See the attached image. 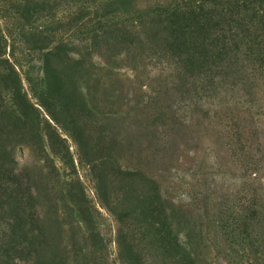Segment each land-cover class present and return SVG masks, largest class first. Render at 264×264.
I'll return each mask as SVG.
<instances>
[{
  "label": "rangeland",
  "instance_id": "rangeland-1",
  "mask_svg": "<svg viewBox=\"0 0 264 264\" xmlns=\"http://www.w3.org/2000/svg\"><path fill=\"white\" fill-rule=\"evenodd\" d=\"M92 1L0 0L23 16L0 40L8 264H173L162 227L185 264H264V65L185 70L159 39L100 38Z\"/></svg>",
  "mask_w": 264,
  "mask_h": 264
},
{
  "label": "trees",
  "instance_id": "trees-1",
  "mask_svg": "<svg viewBox=\"0 0 264 264\" xmlns=\"http://www.w3.org/2000/svg\"><path fill=\"white\" fill-rule=\"evenodd\" d=\"M4 9L8 13L9 9ZM4 9L0 6V12ZM16 11L15 24L11 20L10 26L0 23V40L6 49L8 35H12L6 30L19 25L23 17ZM86 17L98 20L100 27L92 31L100 38L113 34L122 39L144 35L159 39L164 50L185 70H227L241 59L264 65V0H164L147 9L141 8L137 0H94L86 7ZM0 58H5L2 61L10 72L16 69L10 54L0 50ZM162 229L155 228L151 235L163 245L158 250L164 249L176 261L173 264H185L170 230ZM8 260L0 243V263L8 264Z\"/></svg>",
  "mask_w": 264,
  "mask_h": 264
}]
</instances>
